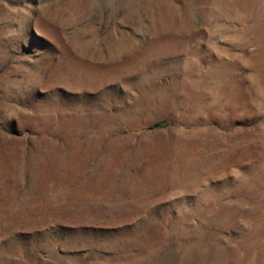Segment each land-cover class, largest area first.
<instances>
[{
	"label": "rangeland",
	"instance_id": "rangeland-1",
	"mask_svg": "<svg viewBox=\"0 0 264 264\" xmlns=\"http://www.w3.org/2000/svg\"><path fill=\"white\" fill-rule=\"evenodd\" d=\"M0 264H264V0H0Z\"/></svg>",
	"mask_w": 264,
	"mask_h": 264
}]
</instances>
